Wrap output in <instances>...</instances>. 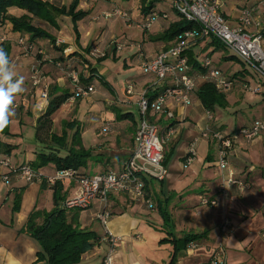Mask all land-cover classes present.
I'll return each mask as SVG.
<instances>
[{
	"label": "crops",
	"instance_id": "obj_1",
	"mask_svg": "<svg viewBox=\"0 0 264 264\" xmlns=\"http://www.w3.org/2000/svg\"><path fill=\"white\" fill-rule=\"evenodd\" d=\"M42 1L55 6L59 4L58 1L52 3L53 0ZM115 2L116 0H109L110 9L100 8L96 14L111 12L114 8L120 9L125 14L129 12L127 7L129 2L122 8ZM61 6L63 5L60 4L58 7ZM83 6L82 0H79V10L86 11ZM257 6V0H222L220 12L230 27H236L241 10L252 7L256 8V14H259ZM152 11L165 13L167 19H158L154 32H150V30L146 32L151 42L150 54H146V56L142 54L147 59L153 58L159 51L171 45L172 42L165 43L162 40L158 41V38H161L170 24L178 21V16L174 12V15L171 16L167 11L155 10L154 8ZM13 12H15L14 15L22 14L20 11L13 10L8 13L13 14ZM94 16L92 15L91 18L86 16L77 23V30L80 35L82 29H79V24L82 25L83 39L89 35L90 32L88 31H95L97 24L93 26L92 23L94 22L91 21ZM135 16L138 17L135 24L145 20L144 16L140 14ZM116 18L102 19L115 20ZM85 19L88 21L87 25L92 26H83ZM100 25L98 24L101 31L106 28L105 25ZM7 28L10 29V26L7 25ZM101 31L96 32L98 33L96 38L100 36ZM16 36V33L8 34L12 41ZM12 41L10 42L9 59L13 66V55L18 49ZM115 42L123 46L131 45L127 43L128 41L121 43L115 40ZM212 42V39L199 41L187 52V61L193 71H202L197 70L193 64L196 63L200 67L202 59L209 57V53L215 50V45ZM109 49L115 57L116 51L111 44ZM140 50L142 52V48ZM75 52L88 60L79 49H75ZM138 60L141 63V60ZM18 62L20 63V61ZM124 66H126V61H124ZM41 70L48 78L47 80L53 79V81L58 82L53 83L52 86L59 90L58 95L64 91L72 93L70 83L67 84L65 78L57 74V69L53 71L42 66ZM92 70H94L93 74L84 72L81 75L83 78L81 84L84 86L92 85L94 91L96 89L95 98L90 99V101L86 99L75 101L72 110H70V105L73 103L67 105L68 101L61 106L64 108L62 114L68 118L73 116L70 121L79 120L81 145L90 155L85 166L77 171L79 175L84 177H92L91 174L95 176L120 171L130 158L138 118L134 103L135 96L151 81V77L142 75V73L128 78L127 80L133 84L136 93L132 97H127L123 89L121 91L110 80H102L101 77L99 79L93 64ZM195 74L197 72L193 73V75ZM91 76L92 79L88 82ZM197 76L196 91L190 97L188 105H176L172 101H168L167 108L172 113L173 118L166 121L160 117H155V122L162 136L165 130L171 131V135L165 144L167 146L164 149L166 154L171 149L170 158L165 165L163 164L167 172L166 176L162 180L151 178L148 175L143 176L144 192L142 197H135L126 193H112L108 199L107 211L110 218L106 230L119 239L114 245V264H208L211 256L218 252L223 253L226 264H264V237L260 235L264 230V133L250 142L235 136V132L240 128L251 127L256 122H264V97L250 95L243 90V85L249 84V82L244 78L242 79L241 76L231 75L229 77L236 81L234 87L230 92L224 94L225 105L220 108L219 116L217 115L216 118L212 116V120L209 122L212 130L232 139L233 146L227 155L228 167L233 171L234 179L242 182L244 187L230 186L223 181V174L226 175L227 171L222 173L217 165L218 144L211 139L199 138V134L207 124V110L203 108L196 92L207 82L201 79L200 75ZM252 79L254 83L257 82L255 77ZM24 84L26 85L23 86V93H19L15 97L21 104L18 105V109H15V116L11 118L9 123V135H0V159H8L12 166L30 164L37 158V155H47L50 152L46 148L50 134L53 133L57 136L61 134H57L54 130L55 112L52 116L51 130L46 134L43 133L41 135L42 141H38L36 138L37 122L45 112L47 105L45 104L42 109L38 108L39 101L36 97L38 91L32 95L29 82H24ZM29 99H32V102ZM27 100L29 102H26ZM18 101L14 100L17 103ZM244 104H247V110L254 112L256 116L254 120L245 118L241 109ZM232 110L239 115L234 117V122H230L228 125L218 123L219 119H223L221 117L225 113H231ZM104 111L112 114V120H107V122L102 120ZM210 113L211 115L215 114L214 110ZM24 114L33 118L35 137L32 142L34 143V151L31 154L26 152L19 155L20 148L16 144L17 135L10 130V127H12V119L21 122ZM117 115L124 118H118ZM195 139H197V143L195 144L194 160L186 165L185 158L188 155L189 145ZM4 145L11 146L9 153H6ZM59 154L63 156L62 152ZM5 172V170H1L0 175ZM37 172L42 180L53 177L57 170L52 165H48ZM40 183V180L25 183L16 178H11L10 182L6 183L0 176V264H47L46 261H38L37 259V254L42 251L39 244L23 232V227L32 211L49 212L54 208V193L51 186L46 182L42 188ZM222 184L225 186L224 209L216 206L215 208L204 209L202 214H197L198 210L203 209L196 210L202 196L209 200L219 201V188ZM60 185L59 209L62 208L61 205L64 201L80 192L79 187L72 181H64ZM50 200H52V206L50 210H47L46 207ZM102 211L101 202L95 200L88 209L66 211V216L68 220L77 217L80 230L92 231L95 224L100 226L96 217ZM224 217L229 220L233 227V232L225 237L219 233V227ZM100 230L101 232L97 234L99 243L90 251L100 248L104 250L103 256H100L96 264L101 263L109 248L101 226ZM189 235L195 236L196 240L178 252L172 262L174 249L169 241L171 239L181 240ZM163 240L166 242L160 243ZM88 253L81 257L80 264H84Z\"/></svg>",
	"mask_w": 264,
	"mask_h": 264
},
{
	"label": "built area",
	"instance_id": "obj_2",
	"mask_svg": "<svg viewBox=\"0 0 264 264\" xmlns=\"http://www.w3.org/2000/svg\"><path fill=\"white\" fill-rule=\"evenodd\" d=\"M167 1V0H163ZM172 8L185 21L193 23L195 27L191 30L181 32L167 48L159 51L153 58L147 59L142 52H139L138 59L141 60L142 75L151 77V81L137 93L134 91L132 83H127L125 95L132 97L136 93L135 106L137 111V126L133 138V147L130 158L125 162L120 171L107 172L92 177L78 176L73 170L57 171L51 178H45L50 186L64 181L74 182L80 192L74 197L64 201L62 208L67 210H86L93 201L99 200L103 211L99 213L96 220L104 230V238L109 244V248L102 258L100 264H114V245L118 242V237L106 230L110 214L107 211L108 199L112 193H126L135 197H142L144 192L143 176L162 180L167 172L163 165L164 144L171 135L170 130H165L164 135L160 134L155 122V117H160L166 121L173 118L172 113L167 108V102L172 101L176 105L186 106L190 97L196 91L197 75L201 76L205 82L211 84L220 94L230 92L234 83V78L226 76L213 64L209 57L202 59L201 70L195 71L188 64L186 54L199 41L212 39L219 43L221 47L231 52L237 60L253 71L257 82L252 87L249 84L243 85V90L256 96L264 97V0H257L259 14H256L252 7L241 10L236 27H230L221 15L220 8L222 0H170ZM104 18L121 17L127 15L120 9L114 8L111 12L103 13ZM163 18H166L163 16ZM156 14H150L141 23L136 24V28L143 32H148L152 25L158 21ZM6 42V38L0 35V47ZM18 45L24 47L23 41L19 40ZM114 50L119 52L123 45L111 42ZM27 54L29 49L23 48ZM39 54H42L39 52ZM90 56L104 57L97 50L90 52ZM97 55V56H96ZM39 64L30 68V84L33 94L38 91L39 108L42 109L47 102V88L40 87L43 77L38 69ZM60 71L62 65H55ZM72 93L68 103L72 104L77 100L87 99L94 93L92 85H82L76 73L68 74ZM17 108L16 105L13 106ZM207 124L199 134L201 139H211L218 144L217 165L224 175V182L230 186L244 187L243 183L234 179V173L228 167L227 155L232 149V139L224 137L221 133L210 128L209 122L212 115L206 112ZM106 130V129H105ZM264 133V122H256L251 127L240 128L235 132V136L241 137L244 141L250 142ZM195 139L188 149L185 164L189 165L195 157ZM4 182L9 183L11 178L20 179L25 183L41 181L38 172L34 171L29 164L12 166L8 159H0V171ZM222 199L225 197V186L219 188ZM217 201L201 197L199 206L215 207ZM232 230V226L227 218H223L219 233L223 237ZM264 237V230L260 233ZM208 264H226L223 253L218 252L211 256Z\"/></svg>",
	"mask_w": 264,
	"mask_h": 264
},
{
	"label": "rangeland",
	"instance_id": "obj_3",
	"mask_svg": "<svg viewBox=\"0 0 264 264\" xmlns=\"http://www.w3.org/2000/svg\"><path fill=\"white\" fill-rule=\"evenodd\" d=\"M56 1H58L59 3L58 6H60L61 4L64 7H68L73 0H53L52 3H55ZM108 1L109 0H82V4L84 5L83 9L86 11H89L90 13L88 15L89 18H91L92 15H95L94 18L91 20L92 22H94L92 23L93 26L95 24L97 25H95V31L94 30L88 31L90 32L89 35H86L87 38L83 39L84 37L83 28H82V25L79 24V29L80 30L82 29L81 31L82 34L80 35L78 32V37H79L78 44H77L78 46L75 45L74 43V33L72 30V22L70 18L57 15L55 12L48 10V14L51 15V17H53L57 25L56 26L57 28L52 27L47 22L42 21L40 19L32 18L31 24L37 28L43 29L47 31L48 33H50L55 39V44L52 45L47 40H38L36 41L38 43H35L33 46V49L29 51L30 53L25 54L19 48H17L18 51L14 50L16 53H14L15 55H13V62H14L13 71L17 78L23 76L22 87L26 85L24 84V82H27V81L29 82V86H30L29 70H30L31 65L33 64H39L38 69L40 70V72H42L41 70L42 66H46V69L50 68L53 71L57 69L56 70L57 74L63 76L65 78V81H67V84L70 83L68 74L76 73L78 74L79 77L84 72H88L89 74H92L91 70H92V64H93L95 65L99 79L101 77L102 80L104 79L110 80L112 84L118 87L121 91L123 89L125 93L126 84L129 83L127 79L132 78L133 76H137L139 75V73H141L140 61L137 59L139 52L141 51L140 49L142 48V53L145 56L146 54L149 55L151 42L149 41V37L146 32L140 31L139 29L135 27L136 26L135 22H137V18H138L135 15L136 14L142 15L141 9H140L141 8L140 0H129L128 1L129 3L127 7L129 8L128 9L129 12L126 14L127 15L126 18L117 17L115 20L113 19L105 20V19H102L104 18L103 12L101 14H98V13L96 14V12H98L100 8L109 10L110 3H108ZM115 4L122 8L127 5V2H121V1L116 0ZM171 6H172L171 1L167 0L165 2L161 1V3H156L153 8L155 10L167 11L169 15L173 16L174 11H172ZM77 9H79V7ZM13 11H16V10H13ZM14 13L15 12H13V14L11 15H14ZM87 22H88L87 19H85L83 26H92V25H87ZM98 24L99 26H101L100 24H103L106 26V28H104L101 31ZM156 24L157 22L154 25H152L150 32H154L155 30L154 27L156 26ZM7 25L8 23H4L2 24V27H1V31L2 33L6 35V37L8 34L11 33L10 29L7 28ZM99 31H101V33H99L100 36L96 38V35L98 34L96 32H99ZM102 33H103V36L101 37ZM115 40L121 43H125L128 41L127 43L131 45L123 46L122 51L119 53L116 52L115 53L116 56L114 57L111 54L110 52L111 49H109V47H110L111 42ZM11 41L12 40L9 39V43ZM12 42L14 43V41ZM61 47H64V51L62 52L59 51ZM86 48H90V49L88 52L85 53L84 50ZM75 49H79V51L82 52L88 58V60H85L82 57V55H80L78 52H75ZM94 50H97L100 54H104L105 59L102 60L101 62H98L97 60L102 58L101 56L100 57H98L97 55H96L97 57L90 56L89 55L90 52H93ZM39 52H41L42 54H39ZM186 57H187V54H186ZM209 57L211 61L214 63V65L216 66V68H218L226 76H231V75L241 76L242 79L244 78V80L249 82L250 86L252 87L254 86L255 83L252 78L256 76L254 75L253 71L247 68L246 66H244L243 63H241L239 60H237L231 52L223 48H220L218 50L216 49V51H211L209 53ZM225 57H233L235 59L226 61L224 59ZM18 61H20V63ZM124 61H126V66H124ZM57 63L62 65L61 71L55 66ZM42 75L44 79L42 81V84L40 83L39 86L46 87L47 93H49L50 89L54 85L53 83H58V82L53 81V79L50 81L47 80L48 78H46L43 72H42ZM46 75L48 76V74ZM30 89L32 92L31 94L34 95L33 89L31 88V86H30ZM36 94H37L36 97L38 98L39 93L37 92ZM95 96H96V89L94 93L86 100L87 101H90V99L93 100ZM15 100L18 101V99H15ZM29 100L32 102V99H29ZM29 100H27L26 102H29ZM48 102H49V97H47L46 105H48ZM15 103L17 102H14V104ZM74 103L73 105H70V110L74 108L75 106ZM20 104L21 103L18 101V103L16 104L17 108L15 109H18V105ZM66 104L69 105L68 102ZM246 106L247 104H244V106L241 107L242 112L244 113L245 118L252 121L256 118V116L253 111L247 110ZM220 108L221 107L219 106H214L213 110L215 114H212V116H214L215 118L217 115L219 116L221 112ZM63 109L64 108L60 107L55 113L56 123L54 126V130L57 134H60L61 130H64L69 139L72 133L76 129L75 128L69 129L68 127H65V128L63 127V123H66V122L70 123L72 122L70 121L71 118H73V116L68 118L64 114H62L64 112ZM230 112L231 113L228 112V114L225 113L223 117H221L223 119L221 120L219 119L218 123H223V124L228 125L230 122H234L233 121L234 117H238L239 115L237 114V112H233V110ZM82 115L83 113L80 115L81 118H82ZM112 117H113L112 114L108 112L104 111L102 113V120H105V122H107V120H112L111 119ZM32 122H33L32 116L27 115V114H24L22 116L21 122H19L17 119H12V127H10V130H12L13 133H15V135H17L16 144L19 146L18 148H20L19 155L25 154L26 152H28V154H31L34 151L33 149L34 143L32 141L34 140V137H35V130L33 128ZM74 122L77 125L79 123V120L78 121L74 120ZM165 144H164V149L167 146V145L165 146ZM232 146H233V143H232ZM33 161H35V159ZM90 176H93V174H91ZM218 196H219L218 197L219 201L215 200L217 201L216 206L220 209H224V205H225L223 203L224 199H222L220 195ZM51 206H52V200H50V203L49 205H47L46 209L50 210ZM207 208H211V207L208 206L202 209L198 205V207H196V210L197 209H202V210H198L197 214H202L203 210ZM65 210L66 211H77V210H67V209ZM92 231L95 232L96 234L100 233L101 232L100 226L98 224H95L92 227ZM231 232H233V227H232ZM103 254H104V250L102 248L96 249L88 253L87 256L85 257L84 264H96L100 256H103Z\"/></svg>",
	"mask_w": 264,
	"mask_h": 264
},
{
	"label": "trees",
	"instance_id": "obj_4",
	"mask_svg": "<svg viewBox=\"0 0 264 264\" xmlns=\"http://www.w3.org/2000/svg\"><path fill=\"white\" fill-rule=\"evenodd\" d=\"M118 1L128 2L129 0ZM156 3H158V0H140V9L144 19L150 14L158 15L159 19L165 16L166 18L164 19H167V15L165 13L152 11ZM78 5L79 0H73L68 7H58L47 2H43L42 0H0V35L6 38V42L3 43L1 47L4 48L9 56V37L7 35V39L6 35L1 31L2 24L4 23H8L10 26L11 34H17L14 39V43L17 48L22 50L23 53H25L23 48L29 49L28 53H30L29 51L33 49L34 44L38 40H47L52 45H54L55 39L50 33L31 24L32 18H37L47 22L49 25L55 28L57 25L53 17L48 14V10L55 12L57 15L70 18L74 33V43L77 45L79 38L77 23L83 20L89 14L88 11L77 9ZM171 9L174 11L173 8ZM10 10L20 11L22 14L14 16L8 13ZM174 13L178 16V21L170 24L167 30L162 34L161 38H158V41L162 40L165 43L172 42L181 32L191 30L195 27L193 23L187 22L181 18L176 13V11H174ZM19 40L23 41L24 47L18 45ZM212 44L215 45L214 51H216V49L218 50L222 48L221 45L214 40ZM89 49L90 48H86L84 52H88ZM59 51H64V47H61ZM104 59L105 56L97 61L101 62ZM224 59L227 61L235 58L225 57ZM193 65L197 70H201V66L199 67V65L196 63ZM91 72L93 74L94 70H91ZM91 79L92 76L88 79V82H90ZM79 80L80 82L83 81L81 75ZM58 92L59 90L55 89V87H52L48 93V105L45 109V112L42 114V116H40L37 122L36 138L38 141H42L41 135L43 133L46 134L51 130L53 114L63 104H65L71 96V94L67 91L62 92L60 95H58ZM196 94L203 108L209 112H212L214 106L224 107L225 105V95L218 93L209 83H204L198 89ZM17 96L18 94L15 97ZM119 117H122V119L124 118L123 116ZM73 122L74 121L70 123H63L64 128L68 127L69 129H76L69 139L64 130H61V134L59 136L53 133L50 134V139L46 145V148L50 152L47 155H37L35 161L29 164L34 171L37 172L41 168L52 165L57 171L73 170L78 174L77 171L85 166V162L90 155L89 152L82 148L79 126ZM8 131L9 125L4 129L3 132H0V135H9ZM4 148L6 149V153L11 151V146L9 145H4ZM170 150L168 151V154L164 153V165L170 157ZM61 152L63 153V156L59 154ZM78 176L81 175L78 174ZM45 184V179H42L40 183L42 188L45 186ZM60 184L61 183L58 182L51 186V190H53L54 193V208L49 212L32 211L23 227V232L34 239L41 247V253L37 254L38 261H46L47 264H80L81 257L84 254L90 252L99 243V237L93 231L80 230L77 223V217L68 220L66 216V210L63 208H58V195L61 192ZM195 240V236L192 235L186 236L181 240L171 239L169 242L173 245L174 249L172 262L175 260L176 254L178 252H180L182 249H185ZM164 242L166 241H160V243Z\"/></svg>",
	"mask_w": 264,
	"mask_h": 264
},
{
	"label": "clouds",
	"instance_id": "obj_5",
	"mask_svg": "<svg viewBox=\"0 0 264 264\" xmlns=\"http://www.w3.org/2000/svg\"><path fill=\"white\" fill-rule=\"evenodd\" d=\"M23 78H17L8 53L0 47V132L15 116V96L23 91Z\"/></svg>",
	"mask_w": 264,
	"mask_h": 264
}]
</instances>
